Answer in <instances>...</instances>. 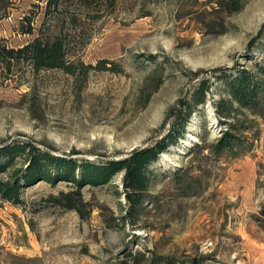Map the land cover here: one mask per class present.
Segmentation results:
<instances>
[{
  "label": "rangeland",
  "instance_id": "obj_1",
  "mask_svg": "<svg viewBox=\"0 0 264 264\" xmlns=\"http://www.w3.org/2000/svg\"><path fill=\"white\" fill-rule=\"evenodd\" d=\"M90 3L0 1L3 43L59 33L76 65L0 66V147L27 141L103 164L173 130L177 143L147 167L136 205L123 170L81 187L40 179L18 201L0 197V264H264V0ZM244 69L242 103L229 81ZM227 129L233 147L216 151ZM25 166L17 155L2 175ZM71 190L84 216L49 200Z\"/></svg>",
  "mask_w": 264,
  "mask_h": 264
},
{
  "label": "trees",
  "instance_id": "obj_2",
  "mask_svg": "<svg viewBox=\"0 0 264 264\" xmlns=\"http://www.w3.org/2000/svg\"><path fill=\"white\" fill-rule=\"evenodd\" d=\"M4 3L5 0H0ZM66 0H47L49 11L58 9ZM79 7L83 8L90 2L96 0H73ZM114 4L116 0H105ZM235 9L241 7V0H236ZM27 60L35 70L41 68H61L69 73L76 72L75 62L69 59L65 39L59 33L46 35L40 33L33 40L21 47H10L3 43L0 37V66L11 69L13 63ZM229 92L240 102L248 99V87L250 85L249 76L244 69L238 76L229 81ZM206 86L202 84L198 93L202 97L195 99L191 105L189 115L194 110L196 104L203 102L204 90ZM175 130L166 134L161 140L143 148H135L132 153L124 158L112 159L107 163H92L89 161L79 162L73 157L55 155L48 150L33 145L31 142H14L0 147V197L5 200L18 201L21 197L22 189L31 185L37 180L45 179L55 183L57 180L72 181L81 187L85 183H103L111 179L118 171H124L127 197L133 205L140 202L141 192L147 189L148 176L147 167L161 152L170 145L176 144ZM235 135L229 130H225L218 142L214 145L216 151L224 148H231L234 144ZM17 155L24 156L26 166L13 171H9L7 176L4 172L10 170ZM49 200L53 204L63 206L68 209L77 210L82 216L83 198L79 190L61 191L59 194H51ZM261 217L264 218V205L260 210Z\"/></svg>",
  "mask_w": 264,
  "mask_h": 264
},
{
  "label": "bare ground",
  "instance_id": "obj_3",
  "mask_svg": "<svg viewBox=\"0 0 264 264\" xmlns=\"http://www.w3.org/2000/svg\"><path fill=\"white\" fill-rule=\"evenodd\" d=\"M188 141V140H187Z\"/></svg>",
  "mask_w": 264,
  "mask_h": 264
}]
</instances>
